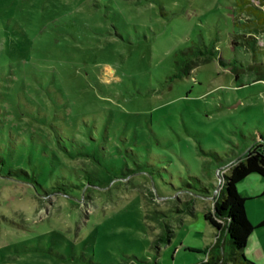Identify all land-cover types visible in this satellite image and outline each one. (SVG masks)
I'll return each instance as SVG.
<instances>
[{
    "label": "rangeland",
    "instance_id": "374dc122",
    "mask_svg": "<svg viewBox=\"0 0 264 264\" xmlns=\"http://www.w3.org/2000/svg\"><path fill=\"white\" fill-rule=\"evenodd\" d=\"M245 18L236 0H0V144L15 138L24 151L6 158L50 193L0 177V264L205 258L191 248L215 239L203 213L219 175L264 133V82L219 62L252 61L232 45ZM237 188L256 226L264 179ZM158 210L174 235L156 248ZM246 246L264 264V226Z\"/></svg>",
    "mask_w": 264,
    "mask_h": 264
},
{
    "label": "trees",
    "instance_id": "16d2710c",
    "mask_svg": "<svg viewBox=\"0 0 264 264\" xmlns=\"http://www.w3.org/2000/svg\"><path fill=\"white\" fill-rule=\"evenodd\" d=\"M237 9L246 16L244 22L238 24L247 30L246 34H237L232 40V45L241 46L246 51H250L252 61L242 63L238 59L231 61L220 59L219 62L223 67L228 68L237 79L242 74L252 72L255 75V80L264 82V48L258 43L257 35L264 32V0H236ZM237 39V40H235ZM239 39V40H238ZM2 95V94H1ZM41 122H46L45 115L39 113ZM56 142L65 149L62 143V135L56 134ZM10 138V139H9ZM15 138L8 137L5 140L6 149L0 146V177L12 179L13 177L25 179L24 183L31 184L35 189L40 188L45 196L50 193L46 191L43 185L40 184L35 172L32 168L26 169L22 165L13 166L6 158V153L15 149L24 151L22 146L17 143V148L14 147ZM214 159L220 157L216 152H206ZM9 164H8V162ZM257 174L264 179V133L255 132L253 142L246 152L227 166V172L219 175V186L214 204L211 211L203 213V219L216 230L214 232L215 239L212 243L201 248H191L192 251L202 253L205 259L195 264H255L248 260L244 255V247L246 242L256 227L264 226V218L256 225H252L248 220L245 211L246 197L238 191V184L247 178L249 175ZM87 182H92L90 173L85 175ZM195 180H197L195 178ZM201 196L208 195V188L203 186L200 188ZM264 195V190L261 193ZM193 198L185 202V208L175 211H188L193 213L192 208ZM150 216L157 221L162 228V232L154 239L153 244L156 248L160 243H167L174 235L173 228L166 222V214L164 211H153ZM150 213V214H151Z\"/></svg>",
    "mask_w": 264,
    "mask_h": 264
},
{
    "label": "crops",
    "instance_id": "0c3cea01",
    "mask_svg": "<svg viewBox=\"0 0 264 264\" xmlns=\"http://www.w3.org/2000/svg\"><path fill=\"white\" fill-rule=\"evenodd\" d=\"M243 195L246 197V194H243ZM211 235H213V237L215 238V235H214L213 232L211 233ZM250 235H251V234H250ZM249 237H250V236H249ZM248 239H249V238H248ZM211 243H212V242H211ZM206 245H208V244H206ZM204 246H205V245H204ZM200 248H201V247H200ZM259 248H261V247H259ZM249 250H250V249H248L247 246H246V250H245V252H244V253L246 254V256H248V251H249ZM204 259H205V258H204Z\"/></svg>",
    "mask_w": 264,
    "mask_h": 264
},
{
    "label": "water",
    "instance_id": "95a60500",
    "mask_svg": "<svg viewBox=\"0 0 264 264\" xmlns=\"http://www.w3.org/2000/svg\"><path fill=\"white\" fill-rule=\"evenodd\" d=\"M213 198H215V195L213 196Z\"/></svg>",
    "mask_w": 264,
    "mask_h": 264
}]
</instances>
